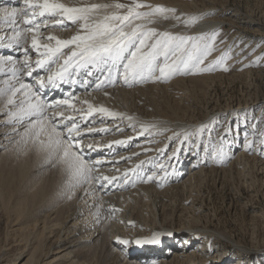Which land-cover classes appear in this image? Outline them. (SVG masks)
<instances>
[{
	"label": "bare ground",
	"instance_id": "obj_1",
	"mask_svg": "<svg viewBox=\"0 0 264 264\" xmlns=\"http://www.w3.org/2000/svg\"><path fill=\"white\" fill-rule=\"evenodd\" d=\"M61 2L69 7L103 5V0ZM199 7L181 3L173 8L176 19L168 16L147 25L199 33L221 25L222 19L203 18L209 8ZM14 8L18 10L15 17L5 16V10ZM23 8V0H0V264H242V254L251 252L249 245L208 226L194 203L199 195L194 193L197 181L216 169L193 168L202 133H195L191 149H184L188 139L183 133L197 131L207 120L186 122L168 98L164 104L157 103L155 94L166 97L170 84L120 81L97 87L103 66L92 68L91 76L86 69L80 70L75 84L40 89L36 76L46 78L48 73L35 68L32 76L27 75L25 55L33 66L41 57L20 15ZM234 15L228 17L234 20ZM53 23L50 19L49 26L37 33L41 44L48 43V36L66 40L82 34L79 24L65 20L63 27H52ZM138 23L145 22L135 21L133 26ZM63 51L70 54V49ZM185 81L176 79L172 84L180 86ZM20 84L39 89L49 103L69 100L72 106L58 108L64 116L56 119L61 127L73 121L78 124L82 155L95 165L89 183H76L64 165L50 161L31 141L19 147L23 128L9 119L8 113L16 109L7 104V90ZM15 99L19 103L23 96L17 93ZM88 105L118 115H89ZM175 133L181 135L170 149ZM177 166L186 167L184 177ZM104 176L116 180L108 184ZM148 176L154 179L149 181ZM157 234L158 242H150ZM117 238L128 243H118ZM215 241L228 244L230 250L219 253ZM233 252L238 253L237 260Z\"/></svg>",
	"mask_w": 264,
	"mask_h": 264
},
{
	"label": "rangeland",
	"instance_id": "obj_2",
	"mask_svg": "<svg viewBox=\"0 0 264 264\" xmlns=\"http://www.w3.org/2000/svg\"><path fill=\"white\" fill-rule=\"evenodd\" d=\"M190 2L199 8H209L208 13L204 11L203 18L222 19L221 25L204 33L185 31L184 28L150 27L177 36H204L209 42L215 33L214 51L206 57L205 65L224 57V65L229 70L217 68L197 74H177L160 81L170 84L167 96L155 94L154 98L159 104H164L168 98L179 107V116L183 114L186 122L207 120V130L199 136V159L193 168L216 170L197 181L194 193L199 195L195 206L205 215L208 226L223 229L249 245L251 252L242 254V264H264V0H103L102 3H144L153 8L173 9ZM113 11L123 12L105 9L102 14ZM232 13L235 14L234 20L228 17ZM166 15L175 17V11ZM153 20L165 21L162 15L153 17ZM175 78L186 81L180 86L174 85ZM235 122L239 127H234ZM189 132L194 134L188 138L184 149H191L196 140L197 131ZM159 138L163 139V136ZM221 146L226 159L217 163L213 153ZM177 169L182 172L181 178L184 177L186 167L180 169L177 166ZM143 206L144 209L147 207ZM175 226L179 227L178 223ZM214 245L222 254L226 249L230 250V246L221 241H215ZM232 255L234 260L239 257L236 252Z\"/></svg>",
	"mask_w": 264,
	"mask_h": 264
},
{
	"label": "snow or ice",
	"instance_id": "obj_3",
	"mask_svg": "<svg viewBox=\"0 0 264 264\" xmlns=\"http://www.w3.org/2000/svg\"><path fill=\"white\" fill-rule=\"evenodd\" d=\"M23 5L20 15L23 17V23L28 25L27 31L33 33L32 47L41 57L33 66L26 54L24 66L28 69V76H32L35 68L47 71L46 78L36 76V83L40 89L48 86L56 87L58 83L75 84L77 82L75 75L80 70L86 69V74L91 76L93 74L91 69H101V66H103V79L96 85L97 87L104 84L114 86L120 81L125 85L143 83L147 80L166 81L177 74H197L214 71L217 68L229 70L224 65V57L205 65L206 57L214 51L215 33L210 37L212 42H209L204 36H177L168 32H158L154 27H147V23L154 22L153 17L162 15L167 19L166 14L174 12V9L162 6L153 8L144 3L69 7L61 0H23ZM102 9L123 10V12L120 14L116 11L111 14L105 12L100 18ZM141 9L149 10L141 11ZM17 11L15 8L11 12L5 10V16L15 17ZM94 13L97 14L96 19L93 18ZM50 19L54 21L52 27H63L65 20L79 24L82 34L66 40L48 36L46 38L48 43L41 44L37 39V33L42 27L49 26ZM134 21L145 23L133 26ZM41 49L43 51H40ZM64 49H70V54H65ZM113 70L116 72L115 77ZM17 93L23 96L19 103L15 99ZM7 104L16 109L8 113L9 119L23 128L19 147L22 148L31 141L50 161L64 165L76 183L86 184L92 180L95 165H90L82 155V149L79 147L78 124L73 121L71 126L65 124L61 127L56 119L64 116L63 112L57 111L58 108L65 105L72 106L68 99L49 103L41 98L39 89L33 91L31 85L20 84L18 88L13 85L7 90ZM93 112L112 117L118 115L104 107L97 109L88 105V114ZM205 130L207 126L202 125L197 129V133ZM193 134L185 132L183 136L188 139ZM174 135L179 138L181 133ZM88 148L91 149L92 145H88ZM213 159L217 163L224 162L226 153L222 146L214 151ZM160 167L163 170V165ZM102 179L111 184L116 177L104 176ZM153 179L154 176L147 177L149 181ZM103 186L102 184L101 187ZM117 242L128 243L120 238H117ZM150 242H158V234Z\"/></svg>",
	"mask_w": 264,
	"mask_h": 264
}]
</instances>
